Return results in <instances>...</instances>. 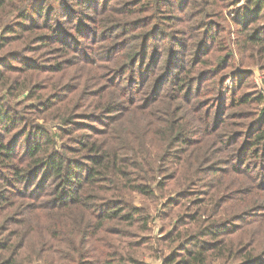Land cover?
<instances>
[{
    "label": "trees",
    "instance_id": "obj_1",
    "mask_svg": "<svg viewBox=\"0 0 264 264\" xmlns=\"http://www.w3.org/2000/svg\"><path fill=\"white\" fill-rule=\"evenodd\" d=\"M257 74L264 0H0V264H264Z\"/></svg>",
    "mask_w": 264,
    "mask_h": 264
},
{
    "label": "rangeland",
    "instance_id": "obj_2",
    "mask_svg": "<svg viewBox=\"0 0 264 264\" xmlns=\"http://www.w3.org/2000/svg\"><path fill=\"white\" fill-rule=\"evenodd\" d=\"M259 76H260L259 74L255 75L252 78V81L258 87L259 91L264 95V90L262 89L263 84L261 83V80H260L261 78ZM139 202H140V198L139 197H136L135 198V203L136 204H139ZM158 228L159 227H158V222H157V223H155L153 225V234H157V232L159 230ZM149 263H151V264H159L157 261H153V263L152 262H149Z\"/></svg>",
    "mask_w": 264,
    "mask_h": 264
}]
</instances>
